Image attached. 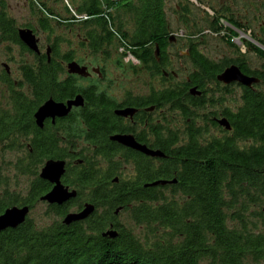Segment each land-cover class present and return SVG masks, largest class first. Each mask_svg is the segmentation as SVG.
<instances>
[{
  "label": "trees",
  "instance_id": "16d2710c",
  "mask_svg": "<svg viewBox=\"0 0 264 264\" xmlns=\"http://www.w3.org/2000/svg\"><path fill=\"white\" fill-rule=\"evenodd\" d=\"M180 1L175 0V5ZM168 2L31 0L34 22L22 27L34 34L72 27L79 31L84 50L107 58L112 49L145 45L140 53L129 51L147 60L154 52L147 46L153 42L161 45L172 32L164 14ZM18 29L1 10L0 41L19 46L23 53L33 55V62L22 63L17 83L11 81L4 66L0 72V87L6 88L4 96L0 92V151L14 156L0 165V215L13 206H27L30 213L23 224L0 235V264L264 262V96L245 89L240 94L241 103L226 111L229 132L198 148L192 140V149L184 154L171 148L174 136H168V145L161 149L165 154L162 164L150 169L152 179L175 176L177 183L169 190L158 186L146 197L126 183L110 187L100 180V185V169L90 162L96 160L93 156L88 159L89 169L81 167L77 174L81 175L78 187L96 207L94 214L85 222L65 226L62 220L68 206L43 205L49 223H36L30 214L49 190L39 178V170L47 160L65 158L67 149L59 146L61 139L36 128L33 114L50 98L64 102L82 93V89L77 80L64 77L65 63L73 57L60 53L59 38L49 43L48 61L45 53L34 55L19 41ZM178 91L168 88L163 93L174 108L180 107ZM89 96L91 109L83 115L94 133L99 122L108 118L99 111V98ZM105 159L110 164L108 174L112 173L115 164L111 157ZM9 168L25 179L23 190H10L11 177L5 174ZM118 209V214L129 212L136 224L145 226L144 238L140 240L117 222ZM109 226L118 233L115 239L101 236Z\"/></svg>",
  "mask_w": 264,
  "mask_h": 264
},
{
  "label": "flooded vegetation",
  "instance_id": "af4514ba",
  "mask_svg": "<svg viewBox=\"0 0 264 264\" xmlns=\"http://www.w3.org/2000/svg\"><path fill=\"white\" fill-rule=\"evenodd\" d=\"M175 6L176 17H169L171 12L167 5L164 14L168 28L174 26L177 34L171 32L164 42H160L161 45L159 42L148 45L147 48L153 49L154 52L147 60L139 59L129 51L134 49L135 53H140L145 45L120 48L130 62V85L123 90L114 91L115 94H109L101 86L80 85L82 93L68 100L80 96L83 106L72 108L64 118L46 119L42 129L35 124L34 114L37 110L34 112L33 121L36 128L61 139L59 146L61 149H67L65 158L54 159L65 162V172L60 178L62 186L69 192H76L74 198L63 204L68 206L67 214L78 212L85 204H92L84 191L78 187L81 175L77 174L81 167L89 169L88 159L91 157L96 156V160L90 162L100 169L99 181L102 180L103 186L104 182L110 187L126 183L130 189L138 190V194L145 193L146 197H149L151 189L161 186L152 187L151 184L157 181H175L161 186H166L169 190L177 183L175 176L169 179H152L150 168L162 164L165 154L161 149L162 146L168 145L166 143L170 134L174 136L171 148H177L184 154L188 148L192 149V140L198 148L231 130V126L230 130H226L218 121L226 120L229 123L226 111L231 110L229 105L235 102V99L241 103L240 94H243L244 89L264 96V0H181ZM184 11L189 14L186 16ZM190 41L192 47L189 46ZM39 43L40 40L38 46ZM47 49H50L49 44ZM87 51L91 54V51ZM72 57L71 61L65 63L64 77L71 76L75 80L89 79V67L79 65L74 60V55ZM70 62L86 68L87 76L68 74L66 65ZM232 66L257 82L249 87L238 83L227 85L219 82L217 77ZM6 68L9 75V69L7 66ZM103 71L91 69L100 80H104ZM168 88L179 90L180 107L174 108L164 99L163 93ZM89 94L99 98L102 104L98 107L99 111L108 118L99 122L97 128L93 129L94 133L83 115L91 109L87 101ZM126 111L129 113L117 114ZM114 136L131 137L138 146L164 156H148L113 141ZM70 140L72 142L68 145L67 141ZM108 156L115 164L109 174V160L105 159ZM45 163L46 161L38 175ZM45 182L49 186L45 193L47 194L54 185ZM102 184L100 181V185ZM99 196L103 198L104 194L100 193ZM40 204L54 206L41 201Z\"/></svg>",
  "mask_w": 264,
  "mask_h": 264
},
{
  "label": "rangeland",
  "instance_id": "374dc122",
  "mask_svg": "<svg viewBox=\"0 0 264 264\" xmlns=\"http://www.w3.org/2000/svg\"><path fill=\"white\" fill-rule=\"evenodd\" d=\"M167 5L169 12L172 13H170L169 17L171 15L176 17V13H174L176 8L175 0H169ZM33 9L31 0H0V11L4 10L5 14L14 20L15 26L18 28L34 22ZM171 31L174 35L177 34V30L174 26L171 27ZM36 36L40 40L39 46L42 53H45L47 45L52 42V40L59 38V50L61 54L70 53L74 55V60L79 65L89 67V73L91 74L90 78L83 80L77 79L79 85L101 86V88L107 90L109 94H115L114 91L123 90L132 82L129 72L130 62L125 58L120 48L117 51L112 49L111 56L108 58L100 54H90L80 46L79 31L72 27H58L51 34L37 31ZM24 62L32 63L33 56L28 53H23L19 46L0 41V72L3 66L6 65L9 69L11 81L17 83V80L20 78L19 68ZM91 69H103L104 71L102 73L104 80H100L97 74L91 72ZM5 90L6 88L4 86L0 87V92L1 94L3 93V96ZM235 102L239 104L236 99ZM235 102L229 105L230 109H234L233 107L237 106ZM13 158L14 156L12 154L0 151V165L10 162ZM5 174L11 177L10 190L16 191L17 189L19 191L24 189L23 182H25V179L23 177L15 175L11 168L5 170ZM45 212L46 206L37 204L31 212L30 217L35 219L36 223L39 225L48 224L49 219L46 218ZM116 220L121 226L131 231L140 240L145 237V226L136 224L132 220L129 212H120L116 216ZM259 264H264V262H260Z\"/></svg>",
  "mask_w": 264,
  "mask_h": 264
},
{
  "label": "water",
  "instance_id": "95a60500",
  "mask_svg": "<svg viewBox=\"0 0 264 264\" xmlns=\"http://www.w3.org/2000/svg\"><path fill=\"white\" fill-rule=\"evenodd\" d=\"M113 2L118 0H111ZM19 41L32 53L39 55L40 50L38 46L39 39L31 29L19 28L17 31ZM50 49L46 50V57L50 59ZM5 69L6 66H4ZM68 74L78 75L80 77H86V68L80 67L75 62H70L66 65ZM217 80L223 84L238 83L242 86L249 87L253 83H256V79L244 76L237 67L232 66L227 68L221 75L217 77ZM83 106V99L80 96L75 97L72 100H68L65 103H58L52 99L44 102L35 112L34 119L38 128L42 129L43 123L46 119L64 118L66 117L72 108H78ZM126 112H117L118 115H125ZM129 113V112H128ZM218 124L224 127L226 130H230V125L226 120L218 121ZM112 140L124 145L126 147L138 150L151 157H163L164 155L158 152H150L145 148L138 146L131 137L127 136H114ZM65 172V162L60 160H48L44 164L40 171V179L53 184V188L50 192L43 195L40 198L41 202H45L48 205L61 206L68 200L76 196V192H69L67 188L63 187L60 178ZM175 181L169 182L174 183ZM166 181H157L150 186L155 187L158 185L164 186L169 184ZM120 209L115 211V215L118 214ZM95 212V206L93 204H85L81 210L76 213H68L64 216L62 223L68 226L72 223L82 222L89 218ZM30 213V208L27 206L17 207L13 206L6 209L0 215V235L8 229H16L18 226L25 222L26 217ZM103 238L115 239L118 236L116 230L112 226L101 233Z\"/></svg>",
  "mask_w": 264,
  "mask_h": 264
}]
</instances>
